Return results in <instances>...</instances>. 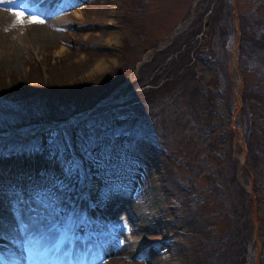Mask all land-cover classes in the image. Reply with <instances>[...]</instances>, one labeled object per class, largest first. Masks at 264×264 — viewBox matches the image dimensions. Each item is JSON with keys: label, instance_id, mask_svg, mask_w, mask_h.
<instances>
[{"label": "rangeland", "instance_id": "obj_1", "mask_svg": "<svg viewBox=\"0 0 264 264\" xmlns=\"http://www.w3.org/2000/svg\"><path fill=\"white\" fill-rule=\"evenodd\" d=\"M189 2L8 0L0 5L2 12L9 15L0 30V96L14 92L19 107L20 100L24 101L20 94L27 90L28 98L35 100L46 92L48 96L59 93L64 95V100L76 98L72 103L80 110H76L72 119L48 123L30 136H23V139L31 138V143L12 141L0 145V211H11V220L23 223L30 210L38 209L46 216L69 201L74 209L78 205L83 207L81 225L69 236L70 253L88 250L100 259L103 250L121 249V261L125 264H196L195 257L189 258L187 254L195 255L192 243L199 234L197 226L208 228L214 235L223 232L226 223L212 215L216 207L211 204L210 196L201 193L205 181L193 175L191 169L202 173L216 166L222 157L212 150L226 147L232 131V144L225 152V159L237 165L238 181L250 195L254 226V239L245 264H260L264 250V174L250 168L249 175L244 172L249 157L242 139L244 121H238L244 83L237 69V29L227 42L231 52L229 100L223 94L222 97L208 94L218 93L224 80L215 61L204 56L203 42L193 58L194 71L203 82L204 92L195 109L201 117L210 118L209 127L204 123L201 130L194 128L191 113L185 108L188 103L178 95L158 104L159 112L149 117L151 127L144 126L141 130L142 115L148 111L142 105L93 112L95 105L102 106L114 97L117 89L113 88L114 81L132 64L133 73L118 87L133 81L140 65L185 30L191 18L184 20L182 16L190 9ZM233 6L236 14L233 23L237 28L235 0ZM241 6L245 15L264 22V4L257 7L261 17L251 12L255 5L250 0H241ZM10 8L22 11V19ZM31 15H37L45 23H41L45 27L42 37L30 33V28L38 24L30 22ZM156 40L161 43L154 45ZM248 79V84L255 80L252 76ZM107 80L112 87L109 95L88 108V100L94 97L85 93L97 95L96 90ZM252 110L253 121L261 129L264 105ZM162 119L173 122L163 125L166 131L155 136L153 145L143 135L151 134L155 126L160 127ZM173 136L176 137L170 143ZM207 148H211L210 155L205 154ZM190 176L192 181L187 182ZM176 182L191 186L193 194L203 196L202 205L192 212L184 208L180 199L186 189L178 187ZM112 205L128 211L117 218L108 213ZM2 244L0 264L50 263L51 257H44L49 251L40 244L26 242L22 247ZM174 246L183 252L178 253ZM70 261L74 263L78 259Z\"/></svg>", "mask_w": 264, "mask_h": 264}, {"label": "trees", "instance_id": "obj_2", "mask_svg": "<svg viewBox=\"0 0 264 264\" xmlns=\"http://www.w3.org/2000/svg\"><path fill=\"white\" fill-rule=\"evenodd\" d=\"M148 1L141 0V3L144 4L143 2ZM250 1L255 5L251 12L261 17L257 12V7L264 4V0ZM235 5L237 6V27L240 37L237 51V69H240L239 73L244 83L243 102L240 113H238V121H244L242 139L246 143L249 157L246 159L247 168L244 172L248 174L247 171L250 168L252 171L258 170L264 174V127L258 128L257 122L253 121L251 115L254 107L261 109L264 105V22H259V18L255 21L250 16L245 15L242 11L241 0H235ZM189 7L190 9L185 10L182 16L184 20L191 18L185 30L177 33L163 50L155 51L149 61L140 65L133 81L118 87V84L123 83L124 79L133 73L132 64L131 68L122 73V77L114 81V85L111 84L114 89L117 87L112 99L123 97L124 101L120 103L110 102L103 107L98 106L93 112L103 113L115 107L142 105V108L148 111L142 115L139 124V130H141L144 126L151 127L149 126V117L152 113L159 112L160 105L158 104H165L178 95L188 103L185 108L191 113L190 117L195 125L194 128L199 131L204 123H207L205 126L209 127L210 118L201 117L195 109L199 97L204 92L203 82L201 83L197 79V73L194 71L195 61L193 58L199 52L198 49L203 42L204 56L215 61L216 69L220 70L219 74L224 80L218 93L212 91L208 94L217 97H222L223 94L225 99L229 100L232 81L228 68L231 53L227 42L231 39V35L236 32L233 23L235 6H233L232 0H190ZM157 43H161L160 40H156L154 45ZM116 70L119 71V68ZM249 76L254 77L255 80L248 84ZM107 81L102 88L96 90V92L99 91L97 95L94 96L90 92L85 93V96L94 97L92 100H88V108H92L96 102H100L106 95H109L112 87L108 86L107 83L111 79ZM215 82L216 80L212 83ZM28 92L29 90L20 94L24 101L21 102L20 100L19 107L15 104L14 92L4 93L0 96V145L12 141L30 142L31 138L23 139L20 134L25 137L30 136L33 131L40 130L44 124L65 121L69 117L72 118L76 110H79L72 103L76 101V98L64 100L62 99L63 94L55 93L48 96L46 92L35 100L28 98L30 95ZM229 106L232 109V105L229 104ZM171 122L173 121L162 119L160 127H153L151 134H144L143 136L149 137L148 140L154 145L155 136L157 138V134L163 133L165 130L162 128L163 125ZM230 132L227 139L228 145L223 147L221 151H218L219 149L212 150L213 154L222 157L216 166L202 173L199 169H191L193 175H198L205 181L201 193L204 194L205 192L211 197V204L216 207L213 209L212 215L222 220L223 224L226 223L225 230L214 233V235L209 232L210 230L207 231L208 228L201 225L200 227L197 226L199 234L194 236V243H192L193 250H195L193 254L195 255L189 256L187 254L189 258L195 257L196 264H245L248 259L249 245L254 239V226L250 216V195L238 181L237 165L231 164L230 159H225V152L230 150L234 134V132ZM175 137L170 138V143ZM165 148L163 151L166 150ZM157 149L158 147H156ZM207 150L205 154L210 155L211 148H207ZM188 181H192V176L187 179ZM176 183L178 187L186 189V194L180 199L184 208L190 209L192 212L193 209H197L199 204L202 205L203 196L197 193L193 194L191 186L185 187L183 183ZM258 234L260 237L263 235L260 231ZM262 247H264L263 241ZM175 250L178 253L183 252L179 247ZM201 256L204 257L203 260L199 259ZM260 256L262 257L260 264H264V250Z\"/></svg>", "mask_w": 264, "mask_h": 264}, {"label": "bare ground", "instance_id": "obj_3", "mask_svg": "<svg viewBox=\"0 0 264 264\" xmlns=\"http://www.w3.org/2000/svg\"><path fill=\"white\" fill-rule=\"evenodd\" d=\"M0 5H2V3H0ZM7 16L9 15L6 12H2L0 9V30H2V25H6L4 20L7 19ZM41 23H38L36 27L30 28V33L37 36V38L44 35L45 27L42 25L44 22ZM71 193L72 195L74 194V192ZM62 204L61 209L56 212L53 210L51 212L49 211L46 216L40 214V210L38 209L32 211L27 207L31 213L23 223L18 219L14 221L11 220V211L7 209L0 211V246L3 245L2 242H6L8 245H13L14 247H22V244L24 243L25 245L26 242L33 243L34 245L40 244L49 251V253L44 256L46 259L51 257L49 264H57L56 262L58 261V264H125L121 261L123 259V250L121 249L115 252L109 249V251L107 249L103 250V257L100 259H96L97 256L92 255L88 250L70 253L68 248L71 246V237L69 238V236L72 231H75L74 228L81 225L83 207L78 205L76 209H74V206L71 207L69 201H65V203ZM127 211L125 207L120 209L118 205L116 207L112 205L108 213L120 218L123 216V213ZM67 249L68 252L66 251ZM74 258H77L78 261L69 263L73 262L70 260Z\"/></svg>", "mask_w": 264, "mask_h": 264}, {"label": "snow or ice", "instance_id": "obj_4", "mask_svg": "<svg viewBox=\"0 0 264 264\" xmlns=\"http://www.w3.org/2000/svg\"><path fill=\"white\" fill-rule=\"evenodd\" d=\"M5 2H8V0H0V3H5ZM9 11H14L15 12V15L17 16L18 19H22L24 13L20 10H17V9H12L10 8ZM30 22L31 23H41L43 22L37 15H31L30 16ZM125 227H128L127 224H125Z\"/></svg>", "mask_w": 264, "mask_h": 264}, {"label": "water", "instance_id": "obj_5", "mask_svg": "<svg viewBox=\"0 0 264 264\" xmlns=\"http://www.w3.org/2000/svg\"><path fill=\"white\" fill-rule=\"evenodd\" d=\"M233 3H234V0H233ZM236 14H234V16H235ZM236 23H237V21H236ZM238 37H239V35H238Z\"/></svg>", "mask_w": 264, "mask_h": 264}]
</instances>
